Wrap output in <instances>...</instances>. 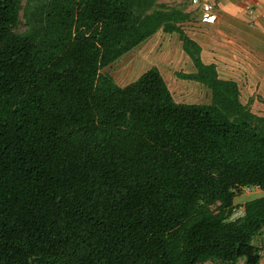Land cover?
Instances as JSON below:
<instances>
[{"label": "trees", "instance_id": "obj_1", "mask_svg": "<svg viewBox=\"0 0 264 264\" xmlns=\"http://www.w3.org/2000/svg\"><path fill=\"white\" fill-rule=\"evenodd\" d=\"M157 1L0 0V264L258 262L264 196L229 214L264 190V117ZM159 30L210 103L175 101L156 66L125 85L104 71Z\"/></svg>", "mask_w": 264, "mask_h": 264}, {"label": "crops", "instance_id": "obj_2", "mask_svg": "<svg viewBox=\"0 0 264 264\" xmlns=\"http://www.w3.org/2000/svg\"><path fill=\"white\" fill-rule=\"evenodd\" d=\"M157 2L189 15L177 25H181L184 33L197 43L199 56L205 65H216L228 74L233 70L243 73V104L255 115L264 117V0H198L197 9H194L191 0ZM149 38L152 41L147 47L151 52L157 49L159 39H165V45L170 41L173 44H177V40L181 42L178 33L162 30ZM181 49L183 53L177 52V61L184 65L190 62L194 70L186 69L195 73L197 69L183 49L182 42ZM228 74L226 76L230 77ZM209 93L211 95V91ZM254 244L262 251L256 264H264V231L255 237Z\"/></svg>", "mask_w": 264, "mask_h": 264}, {"label": "rangeland", "instance_id": "obj_3", "mask_svg": "<svg viewBox=\"0 0 264 264\" xmlns=\"http://www.w3.org/2000/svg\"><path fill=\"white\" fill-rule=\"evenodd\" d=\"M150 41H152L151 38L148 40L146 39L137 47L123 55L120 59L106 67L104 71L108 73L117 84L125 85L137 79L149 67L156 66L157 68H160V72L175 101L186 103H210V89L205 86L207 82L203 84V81L201 80L197 81L183 78L184 74L190 73L186 68H189V71H193L194 67L190 62L187 65H184L185 63L179 64L177 61V52L178 54L183 53L181 42L177 40V44H173V42L170 41L169 43L165 42L167 44L165 45V39H159L156 44H159L157 49L151 52L147 47ZM213 67L214 71L210 72L208 77L213 75L215 76V79L222 82H228L230 85L235 86L237 99L243 104V73L239 70H233L228 74V72L219 70L216 65ZM227 74L230 77H227ZM207 84L211 85L210 82ZM202 85L204 86L203 89L200 88V86L203 87ZM218 90L224 94V97L228 100H235L234 95L227 93L222 87L218 88ZM261 196H264V190L253 191L250 193L243 191L235 196L234 202L243 203L245 200ZM207 264H210V262H207Z\"/></svg>", "mask_w": 264, "mask_h": 264}, {"label": "built area", "instance_id": "obj_4", "mask_svg": "<svg viewBox=\"0 0 264 264\" xmlns=\"http://www.w3.org/2000/svg\"><path fill=\"white\" fill-rule=\"evenodd\" d=\"M191 4L194 6V9H197L199 2H198V0H191ZM258 190H262V187L258 184L250 185V186H244L242 188V191L247 192V193H250L253 191H258ZM243 214H244L243 203L234 204L230 209L229 218L231 220H236V219L240 218ZM258 253L260 255L262 253V251H259Z\"/></svg>", "mask_w": 264, "mask_h": 264}]
</instances>
